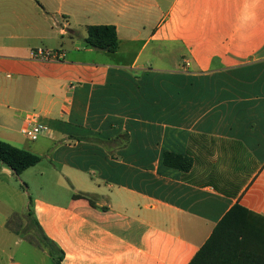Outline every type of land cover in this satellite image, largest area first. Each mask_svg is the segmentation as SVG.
<instances>
[{"label":"crops","instance_id":"obj_1","mask_svg":"<svg viewBox=\"0 0 264 264\" xmlns=\"http://www.w3.org/2000/svg\"><path fill=\"white\" fill-rule=\"evenodd\" d=\"M93 25L116 52L86 45ZM30 113L49 131L24 150L50 164L0 162V264H56L27 216L61 264H191L237 240V206L264 222V0H0V140L20 148Z\"/></svg>","mask_w":264,"mask_h":264},{"label":"trees","instance_id":"obj_2","mask_svg":"<svg viewBox=\"0 0 264 264\" xmlns=\"http://www.w3.org/2000/svg\"><path fill=\"white\" fill-rule=\"evenodd\" d=\"M87 46L114 53L119 48L117 29L114 25H93L88 27V36L85 39ZM169 154L165 156V163L168 161ZM44 158L24 149L17 148L9 143L0 140V162L9 167L17 176L23 174L27 169L40 164ZM175 161L174 167H181ZM189 163L182 165L187 169ZM75 198H90L83 194H77ZM92 203V202H91ZM243 211V212H240ZM237 212L241 214L240 223H237V240L222 238L217 232L212 235L209 241L203 246L191 264H232L233 253L237 250V264H264V255L257 254L256 250H264V222L254 223L249 216L250 213L237 206ZM248 216L250 220H248ZM264 220V218H263ZM41 238L49 247V255L55 260L56 264H61L63 251L50 241L42 232L39 225L34 221Z\"/></svg>","mask_w":264,"mask_h":264},{"label":"rangeland","instance_id":"obj_3","mask_svg":"<svg viewBox=\"0 0 264 264\" xmlns=\"http://www.w3.org/2000/svg\"><path fill=\"white\" fill-rule=\"evenodd\" d=\"M15 137L18 141L17 146L22 148V149H25L27 143H30V141H28V139L21 132L16 133ZM30 144H33V143H30ZM49 164H50V162L46 158H44V160L40 164L37 165L39 167H37L34 170L40 169L42 166H45V165L47 166ZM22 178L24 181H28L32 185L31 195L32 196L38 195L37 194V188L39 186V183L36 180H32L30 178L28 179L27 176H25V175H23ZM9 185H10V187L6 188L7 192H8V190H11L12 187H18L20 189L24 188V185L20 184L19 179H16V180L14 179L13 181H11V183H9ZM7 194L8 193L5 192L3 194L4 197H7L8 196ZM44 195L47 197H50L52 199H55L57 201L59 199L58 195L56 196L55 194H44ZM15 227L18 228L19 234L22 235L23 237L27 238L29 241L33 242V244L36 246L37 249H39L42 252L49 253V247H47V245L44 243L43 239L41 238L40 231L38 230V227L36 226V224L32 220L31 216L25 217L22 225L18 224ZM3 235H4V232L0 228V236H3ZM12 239L14 241L17 240V236L12 235Z\"/></svg>","mask_w":264,"mask_h":264},{"label":"built area","instance_id":"obj_4","mask_svg":"<svg viewBox=\"0 0 264 264\" xmlns=\"http://www.w3.org/2000/svg\"><path fill=\"white\" fill-rule=\"evenodd\" d=\"M35 57L42 59H58L61 54L51 52L44 49H39L33 52ZM22 134L30 141L38 140L43 134L49 131V127L40 121V116L35 113H30L26 117V123L22 127Z\"/></svg>","mask_w":264,"mask_h":264}]
</instances>
